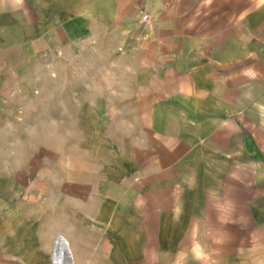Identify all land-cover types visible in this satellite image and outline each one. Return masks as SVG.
Here are the masks:
<instances>
[{"label":"crops","instance_id":"obj_1","mask_svg":"<svg viewBox=\"0 0 264 264\" xmlns=\"http://www.w3.org/2000/svg\"><path fill=\"white\" fill-rule=\"evenodd\" d=\"M40 54L79 157L0 167V264H264V0H0V131Z\"/></svg>","mask_w":264,"mask_h":264},{"label":"rangeland","instance_id":"obj_2","mask_svg":"<svg viewBox=\"0 0 264 264\" xmlns=\"http://www.w3.org/2000/svg\"><path fill=\"white\" fill-rule=\"evenodd\" d=\"M53 56L54 54H40L39 60L45 61L43 66L9 70L1 88L7 125L0 131V167L7 168V165L15 163V160L29 157L39 159V165L42 167L43 162L40 159L47 157L49 153L63 156L66 151L68 156L79 157L78 148L65 149L63 142L67 137L69 141H78L81 134H66L62 131L72 122L64 117V101L53 99V96L58 98L60 94L62 98L67 88L65 76L77 78L78 84L79 74H75L78 69L76 72L74 69L64 68L60 61H56V64L53 62L54 66L51 67V59L60 60V54ZM107 76L104 74V77ZM75 87L78 90L79 86ZM89 103L93 104L91 108H96L99 104ZM67 105L68 113L75 111L70 101Z\"/></svg>","mask_w":264,"mask_h":264},{"label":"built area","instance_id":"obj_3","mask_svg":"<svg viewBox=\"0 0 264 264\" xmlns=\"http://www.w3.org/2000/svg\"><path fill=\"white\" fill-rule=\"evenodd\" d=\"M144 18H146V16Z\"/></svg>","mask_w":264,"mask_h":264}]
</instances>
